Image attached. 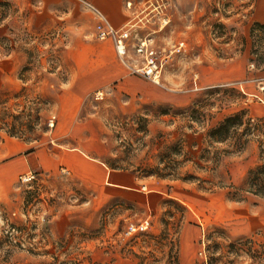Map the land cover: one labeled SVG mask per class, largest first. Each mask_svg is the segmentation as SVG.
Instances as JSON below:
<instances>
[{"label": "rangeland", "instance_id": "1", "mask_svg": "<svg viewBox=\"0 0 264 264\" xmlns=\"http://www.w3.org/2000/svg\"><path fill=\"white\" fill-rule=\"evenodd\" d=\"M18 1L0 0V143H79L138 182L100 193L60 168L38 175L31 188L17 185L22 201L0 211V264H264V196L248 180L264 165V23L248 27L255 0H202L203 22L193 28L183 23L189 12L172 28L139 12L129 40L153 39L161 55L185 43L160 82L184 96L181 104L144 102L114 86L72 100L64 89L74 63L65 58L66 42L37 27ZM226 66L229 81L209 84L211 72L224 77ZM239 113L243 124L232 139L209 137ZM143 222L146 231L125 235Z\"/></svg>", "mask_w": 264, "mask_h": 264}, {"label": "crops", "instance_id": "2", "mask_svg": "<svg viewBox=\"0 0 264 264\" xmlns=\"http://www.w3.org/2000/svg\"><path fill=\"white\" fill-rule=\"evenodd\" d=\"M90 3L116 30L128 32L137 26L139 12L145 10L148 15L159 16L161 23L168 28L176 24L178 18L183 20L189 12L188 27H200L204 13L202 0H193L192 6L186 7L188 0H19L20 11L29 12L37 27L52 31L61 41H65V58H71L70 80L64 85L68 97L74 101L85 99L90 93L98 90H108L111 86L122 90L130 96H136L141 101L157 100L166 103H185L184 96L172 90L162 89L144 78L133 74L129 65L138 64L141 58L135 55L134 46L137 43L127 36L128 54L126 63L118 59L110 40L98 41L94 38L96 16L81 2ZM155 3V4H154ZM154 17V16H153ZM23 20L26 25L30 19ZM196 18V19H195ZM137 19V20H136ZM232 20V19H228ZM3 21V38L10 34L11 24ZM19 23V22H18ZM264 23V0H255L253 11L248 20V27ZM18 25V24H16ZM186 25V26H187ZM163 27V26H162ZM165 37L167 38V30ZM160 30L153 31L158 34ZM155 38V37H154ZM153 42V39H151ZM154 44V43H153ZM12 55H3V84L7 81L8 62ZM229 66L219 71L213 70L209 84L228 82ZM227 77V78H225ZM65 135V134H64ZM69 137L73 136L70 134ZM84 145L77 143L76 147H49L47 143L37 145L7 138L0 143V211H12L22 201V190H17L19 177L29 172L38 175H57L60 168L70 172L72 180L81 187L100 193L120 190H133L137 178L128 171L109 169L98 157H92ZM58 222L64 220L61 215L55 217ZM56 223V224H57ZM55 233V227L51 229Z\"/></svg>", "mask_w": 264, "mask_h": 264}, {"label": "built area", "instance_id": "3", "mask_svg": "<svg viewBox=\"0 0 264 264\" xmlns=\"http://www.w3.org/2000/svg\"><path fill=\"white\" fill-rule=\"evenodd\" d=\"M81 4L90 10L98 20V23L95 26L94 38L98 41L110 40L113 44L114 51L118 59L124 64H127L125 62L126 56L128 54L127 31L114 29L109 23H107L103 15L98 12L90 3L83 1ZM164 24L165 23H163V25ZM133 50L135 55L141 58V62L138 64L135 63L133 65H129L130 71L155 85H160L161 76L165 65L172 60L173 55L179 54L185 50V43L180 42L171 52L161 55V53H159L154 47L152 40L150 38H144L138 40ZM96 95V99H103L102 93H97ZM52 126L53 121H51L50 124V127ZM60 175L70 176V172L67 169L62 168L60 170ZM37 180L38 174L29 172L20 176L18 183L19 185L29 186V188H31V186L35 184ZM142 189H145V187H142ZM148 226V222H143L139 225L130 224L126 228L125 235L132 236L138 232H144L147 230Z\"/></svg>", "mask_w": 264, "mask_h": 264}, {"label": "trees", "instance_id": "4", "mask_svg": "<svg viewBox=\"0 0 264 264\" xmlns=\"http://www.w3.org/2000/svg\"><path fill=\"white\" fill-rule=\"evenodd\" d=\"M242 116L243 113H239L226 118L219 126L209 133V137L216 142H224L232 139V135L236 133L237 128L243 124ZM237 140H239V138ZM107 167L109 169L117 170V168L112 165L107 164ZM263 175L264 165L259 166L248 173V180L251 182V185L255 187V193L261 196H264V185L262 184L261 179Z\"/></svg>", "mask_w": 264, "mask_h": 264}]
</instances>
